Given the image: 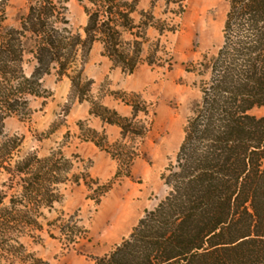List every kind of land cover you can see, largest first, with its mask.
I'll use <instances>...</instances> for the list:
<instances>
[{"label": "trees", "instance_id": "16d2710c", "mask_svg": "<svg viewBox=\"0 0 264 264\" xmlns=\"http://www.w3.org/2000/svg\"><path fill=\"white\" fill-rule=\"evenodd\" d=\"M227 1L223 42L216 55L204 56L199 64L209 74L199 85L201 101L186 121L175 161L161 175L167 196L144 212L127 238L96 257L95 264H264V116L253 113L264 109V0ZM8 2L0 0V175L5 176L0 264H47L29 252L24 239L35 241L47 226L69 249L87 234L62 210L48 220L46 213L62 202L59 187L83 182L104 194V186L86 172L74 173L73 160L61 148L47 157L22 153L24 136L5 134V122L30 119L29 97H48L42 79L55 70L58 78L72 81L79 102L91 103L92 115L122 129L121 142L110 143L104 133L91 129H84L81 139L118 160L114 181L129 177L127 169L141 155L130 144L149 132L138 120L140 114L148 115L147 104L134 93L109 92L132 107V117H122L92 98L94 81H83V69L93 44L101 42L113 66L133 75L143 63L144 32L154 19L139 12L136 23L133 15L140 0H87L82 37L67 28V0H29L18 28L5 25ZM156 29L165 30L162 24ZM124 33L133 37L129 51L123 48ZM28 52L37 63L30 77L24 72ZM147 63L154 64L150 58ZM188 72L198 70L192 64Z\"/></svg>", "mask_w": 264, "mask_h": 264}, {"label": "rangeland", "instance_id": "374dc122", "mask_svg": "<svg viewBox=\"0 0 264 264\" xmlns=\"http://www.w3.org/2000/svg\"><path fill=\"white\" fill-rule=\"evenodd\" d=\"M67 1V28L73 34L84 37L88 17L83 4L87 0ZM150 2L152 6L146 13L153 17L154 26L147 27L144 32L146 40L142 50L146 58L141 64L143 66L139 65V75L129 77L130 75L124 74V79H128V82L138 83L139 90L132 93L147 104L148 115L140 114L138 120L147 126L149 132L144 140L138 139L130 144L138 149L141 155L133 160L127 169L129 177L122 175V178L114 181L119 162L109 154L116 162L117 168L115 173L104 181L98 180L99 185L104 186V194L96 191V185L88 188L83 182L78 186L68 183L59 187L63 199L60 204L55 205L56 211L46 213L48 220L57 217V212L62 210L67 219L85 228L87 234L85 239L76 240V244L70 245L69 249L60 239L58 232L47 226L35 241L24 239L29 252L47 264H95L96 257L106 255L127 238L144 212L155 208L168 194L169 189L161 180V175L168 165L175 161L184 138L186 121L201 101L199 85L208 79L209 74L199 64L204 56L216 55L223 42V28L229 3L227 0H185L168 6L166 0ZM29 4V0H9L5 10V25L8 28H18L20 19L28 13ZM133 17L136 23L140 21L138 14ZM160 24L165 28L163 33L156 29ZM123 40L126 43L124 50H131L127 43L131 42L133 37L124 33ZM26 42L27 48L31 49L32 42ZM80 57L79 53V61ZM148 58L154 62L153 65L147 63ZM192 64L198 72H188ZM36 65L33 55L28 52L24 64V72L28 77L33 74ZM69 73L73 74L74 68L70 69ZM50 75H56L58 81L62 80L58 78L55 70ZM47 76L49 75L42 79V87L49 94L48 97L28 99V107L32 113L30 119L22 122L13 117L5 122V134L24 136L22 153L35 151L39 157H47L52 150L58 148L64 153V146L71 141L69 132L64 137L55 136L51 140L48 138L54 129L65 121L77 97L72 88V93L67 96L66 101L58 104V108L53 111V122L50 125L44 112L46 105L50 102L54 104V99L52 90L43 85ZM86 80L88 78L83 76V81ZM110 83L111 81L104 80V88L101 90L104 98L111 97V91L120 92L111 90ZM253 113L264 116V109H257ZM121 141L122 136L115 142ZM64 155L73 160L74 173H88L90 159H82L79 155L71 156L68 150ZM125 172L126 170L123 171L124 174ZM88 175L90 176L89 173ZM4 180L5 176L0 175V189ZM112 182L114 183L111 189L107 191L106 186Z\"/></svg>", "mask_w": 264, "mask_h": 264}, {"label": "crops", "instance_id": "0c3cea01", "mask_svg": "<svg viewBox=\"0 0 264 264\" xmlns=\"http://www.w3.org/2000/svg\"><path fill=\"white\" fill-rule=\"evenodd\" d=\"M151 6L150 0H140L135 14L139 15V12H147ZM141 57L143 59L146 58L144 50H142ZM139 69L138 67L135 73L129 77L139 75L141 70ZM83 76L94 81L90 93L95 101H100L102 105L115 110L122 117H132L133 110L131 106L112 96L104 98V94L101 91L104 88V80L111 81L109 86L114 91L132 93L139 90L138 83L128 82V79H124L122 70L114 68L113 62L104 55V45L101 42L93 44L83 70ZM43 85L46 89H50L53 92L54 104L50 102V104L46 105L44 112L46 113V119H49L48 122L51 125L53 122V111L58 108V104L65 102L67 96L72 93V81L68 77H64L58 81L56 75H49L44 78ZM65 118V121L55 128V131L50 134L48 139L51 140L55 136L64 137L69 132L71 141L64 146V153L68 150L71 156L79 155L82 159H90L91 165L88 168V173L94 179L104 181V179L114 174L117 167L116 162L112 160L111 156L98 148L93 142L84 141L81 138L84 129H91L100 134L104 133L108 142L111 143L117 141L122 136V129L117 125L104 122L98 116L92 115L91 103L86 100L79 102L77 97ZM80 123H82V127H80Z\"/></svg>", "mask_w": 264, "mask_h": 264}]
</instances>
